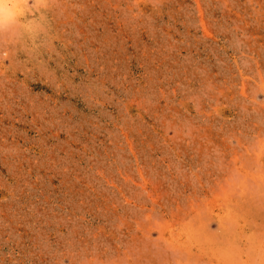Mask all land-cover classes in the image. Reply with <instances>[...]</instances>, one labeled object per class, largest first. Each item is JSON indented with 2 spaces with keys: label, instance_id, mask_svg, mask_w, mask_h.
I'll use <instances>...</instances> for the list:
<instances>
[{
  "label": "rangeland",
  "instance_id": "1",
  "mask_svg": "<svg viewBox=\"0 0 264 264\" xmlns=\"http://www.w3.org/2000/svg\"><path fill=\"white\" fill-rule=\"evenodd\" d=\"M0 31V264H264V0H22Z\"/></svg>",
  "mask_w": 264,
  "mask_h": 264
},
{
  "label": "clouds",
  "instance_id": "2",
  "mask_svg": "<svg viewBox=\"0 0 264 264\" xmlns=\"http://www.w3.org/2000/svg\"><path fill=\"white\" fill-rule=\"evenodd\" d=\"M22 0H0V31L10 28L21 19Z\"/></svg>",
  "mask_w": 264,
  "mask_h": 264
}]
</instances>
